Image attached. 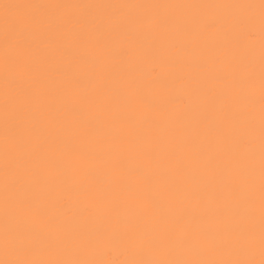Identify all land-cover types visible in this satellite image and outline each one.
I'll list each match as a JSON object with an SVG mask.
<instances>
[{"label": "snow or ice", "instance_id": "6c2138e0", "mask_svg": "<svg viewBox=\"0 0 264 264\" xmlns=\"http://www.w3.org/2000/svg\"><path fill=\"white\" fill-rule=\"evenodd\" d=\"M109 7L0 4V264H264V0L258 80L179 48L196 19L48 12ZM146 56L172 78H137Z\"/></svg>", "mask_w": 264, "mask_h": 264}, {"label": "bare ground", "instance_id": "6f19581e", "mask_svg": "<svg viewBox=\"0 0 264 264\" xmlns=\"http://www.w3.org/2000/svg\"><path fill=\"white\" fill-rule=\"evenodd\" d=\"M260 0H0L3 3H26V4H66V5H127L129 7H109V8H67V9H49V14L80 17L90 16L97 19L107 18L109 16L123 17L131 20L137 18L149 19L152 17L166 18L177 25L187 24L193 19L201 21L200 24L194 26L190 33L183 30H173L171 38L174 39L179 48L185 46L193 48L195 44H206L208 47L201 52L196 48L193 59L199 63L211 62L216 71L230 70L231 64L225 61H235L242 69L253 65L257 72V80L259 73L260 57H261V30H260V9L258 7ZM256 5L257 7L249 9L245 7H225L226 5ZM192 5L194 7H181ZM159 6V7H148ZM35 11V10H34ZM4 14V10L0 8V17ZM252 19L254 27L250 28L248 20ZM215 23L214 28L207 27L210 23ZM0 28H2V20H0ZM250 30L255 32V39L250 40L248 33ZM175 51V50H174ZM153 69L155 71L153 72ZM145 74L148 79H155L161 76H169L168 69L162 67L157 59L146 56L139 61V70L136 77L143 79ZM181 70L177 68L176 75H180ZM172 77L169 76V79ZM4 92L3 73L0 71V102H2ZM257 104L255 106V117L257 121L256 142L258 145V121H259V88L258 83L255 90ZM183 98V103H181ZM189 102L185 91L179 88L170 91V102L167 105V113L170 117L182 114L185 105ZM150 118L158 119L151 112L142 114ZM245 138H248L246 134ZM3 170L2 147H0V175ZM256 171L258 183V151L256 157ZM134 179V178H130ZM3 187L0 181V228L3 222ZM107 245L108 242H105ZM119 253V250H118ZM4 258L2 248H0V259ZM44 258H56L48 257ZM121 259L125 258L123 255ZM259 257L257 256V259Z\"/></svg>", "mask_w": 264, "mask_h": 264}]
</instances>
